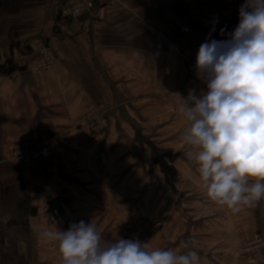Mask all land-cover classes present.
I'll return each instance as SVG.
<instances>
[{
    "label": "crops",
    "instance_id": "obj_1",
    "mask_svg": "<svg viewBox=\"0 0 264 264\" xmlns=\"http://www.w3.org/2000/svg\"><path fill=\"white\" fill-rule=\"evenodd\" d=\"M66 1L0 0V264H60L45 228L91 222L114 242L163 212L169 222L150 235L152 248L187 241L199 264H247L239 245L264 235V199L233 214L204 195L177 95H188L200 45L227 38L244 0H99L74 19L60 15ZM47 47L57 66L37 74ZM101 104L108 130L87 140L71 129ZM25 140L44 143L37 171L11 158ZM166 152L173 178L155 163Z\"/></svg>",
    "mask_w": 264,
    "mask_h": 264
},
{
    "label": "clouds",
    "instance_id": "obj_2",
    "mask_svg": "<svg viewBox=\"0 0 264 264\" xmlns=\"http://www.w3.org/2000/svg\"><path fill=\"white\" fill-rule=\"evenodd\" d=\"M238 24L224 40L206 37L196 54L199 93H179L178 112L187 121L180 139L195 166L204 195L233 214L264 199V0H244ZM212 31H215L213 26ZM211 33H209V36ZM224 35V29H221ZM39 235L58 245L60 264H199L187 241L176 249L147 241H109L91 222Z\"/></svg>",
    "mask_w": 264,
    "mask_h": 264
},
{
    "label": "built area",
    "instance_id": "obj_3",
    "mask_svg": "<svg viewBox=\"0 0 264 264\" xmlns=\"http://www.w3.org/2000/svg\"><path fill=\"white\" fill-rule=\"evenodd\" d=\"M99 0H67L60 10L63 18L82 17L90 11H93ZM210 40H221L212 38ZM58 58L53 49L47 47L43 50L38 59L36 73L41 74L56 68ZM196 56L189 61V75L191 77V88L200 90L205 87L196 79L194 67ZM109 109L104 105H98L82 117L72 122L71 129L85 139H91L94 135L108 130L110 123L108 118ZM11 158L28 172L39 168L44 159V143L39 140H25L13 145ZM170 218L169 212H163L154 218H137L133 226L129 229L128 238H137L141 241L149 240L150 235L164 229ZM240 253L247 259V264L264 263V235L255 233L251 237L243 239L239 245Z\"/></svg>",
    "mask_w": 264,
    "mask_h": 264
},
{
    "label": "water",
    "instance_id": "obj_4",
    "mask_svg": "<svg viewBox=\"0 0 264 264\" xmlns=\"http://www.w3.org/2000/svg\"><path fill=\"white\" fill-rule=\"evenodd\" d=\"M170 158H171V152H166V153H163V154L157 156L155 159V163L160 166V168L163 170L164 174L167 177L173 178L174 169L166 161V159H170ZM50 207H51L52 211H54V212L56 211V212L60 213L62 211V208L60 206V199H58V198L53 199L50 203Z\"/></svg>",
    "mask_w": 264,
    "mask_h": 264
},
{
    "label": "rangeland",
    "instance_id": "obj_5",
    "mask_svg": "<svg viewBox=\"0 0 264 264\" xmlns=\"http://www.w3.org/2000/svg\"><path fill=\"white\" fill-rule=\"evenodd\" d=\"M38 170V169H37ZM37 170H35V171H37ZM140 218H145V217H140ZM167 220H169V217H168V219ZM133 224H134V222H133ZM133 224H132V226H133ZM131 226V227H132ZM160 230V229H159ZM159 230H157V231H159ZM129 232V231H128ZM156 232V231H155ZM155 232H153V233H155Z\"/></svg>",
    "mask_w": 264,
    "mask_h": 264
}]
</instances>
